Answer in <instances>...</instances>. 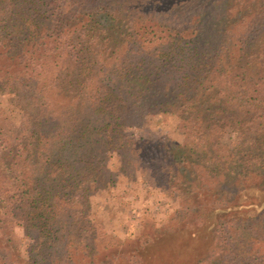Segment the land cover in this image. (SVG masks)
<instances>
[{
    "label": "trees",
    "instance_id": "1",
    "mask_svg": "<svg viewBox=\"0 0 264 264\" xmlns=\"http://www.w3.org/2000/svg\"><path fill=\"white\" fill-rule=\"evenodd\" d=\"M5 95L25 101L19 123L0 101V264H106L87 203L113 153L182 197L185 220L109 264L163 241L165 264H264V0H0ZM152 112L184 139L126 130Z\"/></svg>",
    "mask_w": 264,
    "mask_h": 264
},
{
    "label": "rangeland",
    "instance_id": "2",
    "mask_svg": "<svg viewBox=\"0 0 264 264\" xmlns=\"http://www.w3.org/2000/svg\"><path fill=\"white\" fill-rule=\"evenodd\" d=\"M1 106L5 115L11 121L19 123L23 113L25 99L18 96H3ZM114 116H123V108L117 105ZM125 128L135 136L160 140L164 138L184 139V127L181 118L174 113L152 112L147 115L145 122L126 123ZM220 139L225 144L235 145L239 139L238 131L226 128L220 132ZM119 158L112 154L106 161L107 176L91 193L87 207L91 217L102 225L108 233L110 245L108 248L99 246L97 262L109 264L118 253L126 252L134 239L144 232L155 233L166 227L177 224L185 219L177 216L176 211L182 205V197L171 189L162 188L158 180L145 165L136 166L125 175L118 168ZM181 223V222H180ZM19 243L25 244L31 239L23 227L15 229ZM170 241H163L152 248L153 252L143 255V264H165L168 253L172 251ZM81 255L77 256L76 264H84Z\"/></svg>",
    "mask_w": 264,
    "mask_h": 264
}]
</instances>
